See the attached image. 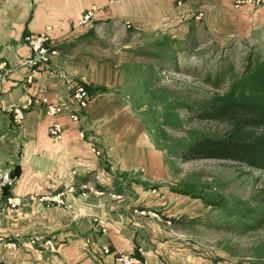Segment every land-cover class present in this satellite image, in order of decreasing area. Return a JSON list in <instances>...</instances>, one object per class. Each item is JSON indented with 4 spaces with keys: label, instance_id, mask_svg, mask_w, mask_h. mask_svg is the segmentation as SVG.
Here are the masks:
<instances>
[{
    "label": "crops",
    "instance_id": "1",
    "mask_svg": "<svg viewBox=\"0 0 264 264\" xmlns=\"http://www.w3.org/2000/svg\"><path fill=\"white\" fill-rule=\"evenodd\" d=\"M196 1L0 0V65L6 66L0 78V171L18 170L14 186L0 192V264H116L118 255L140 248L148 264H163L162 225L145 213L155 211L169 225L179 221L180 206L171 204L176 184L166 183L173 156L165 155L163 140L154 141L127 89L111 86L120 78L101 63L111 44L100 36L127 25L172 39L181 10L190 13L187 18L200 10ZM216 2L221 8L233 0ZM92 7L98 8L94 26L81 29L78 23ZM46 30L56 54L30 81L25 61L33 53L24 39ZM78 85L90 94L85 109L74 97ZM43 98L64 113L48 116ZM17 107L25 113L21 124L14 120ZM56 122L61 139L49 133ZM9 197L23 200L18 213L9 209ZM48 198L65 204L47 207ZM35 237L41 241L27 244ZM11 241L19 244L13 257L5 247Z\"/></svg>",
    "mask_w": 264,
    "mask_h": 264
},
{
    "label": "rangeland",
    "instance_id": "2",
    "mask_svg": "<svg viewBox=\"0 0 264 264\" xmlns=\"http://www.w3.org/2000/svg\"><path fill=\"white\" fill-rule=\"evenodd\" d=\"M217 4L197 0L200 10L190 18L182 9L178 34L166 41L127 25L109 36L100 32L111 44L101 63H109V72L120 78L111 86L127 89L154 141L163 140L165 155L173 156L166 183L176 184L179 195L173 194L171 204L180 206L179 221L169 225L166 218L149 216L163 228L158 236L163 264H264V228L248 229L255 212L264 209V171L230 161L183 159L198 138L227 130L200 121L203 106L264 64V3L240 9L233 2Z\"/></svg>",
    "mask_w": 264,
    "mask_h": 264
},
{
    "label": "trees",
    "instance_id": "3",
    "mask_svg": "<svg viewBox=\"0 0 264 264\" xmlns=\"http://www.w3.org/2000/svg\"><path fill=\"white\" fill-rule=\"evenodd\" d=\"M198 118L224 124L227 130L219 136L198 138L184 150V161H230L264 171V64L233 82L227 92L216 94ZM17 175L18 170L13 177ZM262 197L264 202V190ZM254 219L249 230L264 228V209L255 212Z\"/></svg>",
    "mask_w": 264,
    "mask_h": 264
},
{
    "label": "built area",
    "instance_id": "4",
    "mask_svg": "<svg viewBox=\"0 0 264 264\" xmlns=\"http://www.w3.org/2000/svg\"><path fill=\"white\" fill-rule=\"evenodd\" d=\"M233 3L235 8L240 9L245 5L249 6L262 4L264 3V0H233ZM97 13V7H92L91 9L87 10L81 17L78 26L84 30L92 28L94 26ZM24 40L30 46L33 53V55L25 61V64L31 68V76H29V80L33 81V74L36 73L39 68L47 66L51 60V56L56 54V51L49 48L50 36L48 30L37 35H27ZM5 67V64L0 65V78L3 76ZM73 91L74 97L79 106L85 109L88 106L90 99L88 90L84 86L78 85L73 88ZM42 104L46 109L47 115L50 117H56L64 113V109L61 106L49 102L47 98L42 99ZM13 112L15 122L21 124L25 117L24 110L20 107H17ZM72 117L74 120H79L78 114H75ZM49 133L53 138L61 139L63 137V128L59 123L56 122L51 126ZM14 184L15 178L13 177V172L11 169L0 171V192L4 193L6 189L10 190L14 186ZM7 203L9 209L12 212L18 213L20 207L23 204V200L19 197H9L7 199ZM53 203L64 205L65 201L62 198H48V200H46L47 207H51ZM145 214L150 217L161 219V216L157 212L152 210L146 211ZM40 241V237H35L30 239L27 244H37ZM5 247L7 248L10 257L15 256L16 252L19 250V244L17 241L7 242L5 244ZM146 259V250L140 248L138 249L137 254L121 253L116 257V264H148Z\"/></svg>",
    "mask_w": 264,
    "mask_h": 264
}]
</instances>
